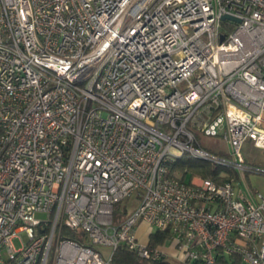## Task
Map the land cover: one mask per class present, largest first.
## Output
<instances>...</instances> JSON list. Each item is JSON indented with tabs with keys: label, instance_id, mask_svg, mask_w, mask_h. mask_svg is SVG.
Wrapping results in <instances>:
<instances>
[{
	"label": "built area",
	"instance_id": "built-area-1",
	"mask_svg": "<svg viewBox=\"0 0 264 264\" xmlns=\"http://www.w3.org/2000/svg\"><path fill=\"white\" fill-rule=\"evenodd\" d=\"M247 142L264 152V0H0V264L166 259L141 222L179 264H264ZM181 158L238 181L170 176Z\"/></svg>",
	"mask_w": 264,
	"mask_h": 264
},
{
	"label": "trees",
	"instance_id": "trees-1",
	"mask_svg": "<svg viewBox=\"0 0 264 264\" xmlns=\"http://www.w3.org/2000/svg\"><path fill=\"white\" fill-rule=\"evenodd\" d=\"M220 172H224L228 174L229 177L232 178L234 181H238L236 174L228 168H214L210 166L208 163L190 158H181L177 160L176 163L171 167L169 175L174 176L176 174H180V179L183 181V180H189L193 177L201 178V179H213ZM119 207H120L119 205H116L114 208L115 220H119L125 215V211L121 213L119 211ZM63 233L67 239L77 242L82 241L81 238L75 232L66 230ZM168 238H169L168 230H165L163 232L155 231L154 233L150 234L148 245L151 248L157 247ZM219 263L239 264V261L237 259L234 260L230 259L229 261L221 257L219 258ZM111 264H179V263L166 259H160L158 261H148V260L140 259L134 253L129 252L125 248L120 247L114 252L112 256ZM192 264H198V263H192Z\"/></svg>",
	"mask_w": 264,
	"mask_h": 264
},
{
	"label": "rangeland",
	"instance_id": "rangeland-1",
	"mask_svg": "<svg viewBox=\"0 0 264 264\" xmlns=\"http://www.w3.org/2000/svg\"><path fill=\"white\" fill-rule=\"evenodd\" d=\"M197 139H198L197 141L199 145L201 146V148L206 151H210L213 154L222 155V156H226L228 154L229 148H228L227 143L222 141V139L219 137L212 138V137H206V136L199 134ZM250 145L251 144L247 142L245 146L242 148V155L247 164H252L251 161L255 160L257 153H259L256 149H254ZM256 178H258V176H255L253 174H248L244 178L245 183L247 184L248 187L249 186L254 187L255 186L254 182L256 181ZM136 205L137 204L135 200L133 198H130L122 202L121 204H119L120 206L119 211L121 213L124 211L130 213L131 211L135 209ZM37 217L42 218L43 216H37ZM137 230H138L139 238L142 241H145L148 235L152 233V229L150 227L144 226L142 224L137 226ZM25 241H26L25 235L20 234L17 236V238H14L12 240V244L16 249H18L21 247V243ZM100 251L104 255H107L108 253V251L105 249H100Z\"/></svg>",
	"mask_w": 264,
	"mask_h": 264
},
{
	"label": "crops",
	"instance_id": "crops-1",
	"mask_svg": "<svg viewBox=\"0 0 264 264\" xmlns=\"http://www.w3.org/2000/svg\"><path fill=\"white\" fill-rule=\"evenodd\" d=\"M245 146V145H244ZM243 146V147H244ZM250 146H252V145H250ZM253 147V146H252ZM255 149V148H254ZM259 153H257V156L255 157V160H253V161H251V163L252 164H250V165H252V166H257V167H261V168H264V152L263 151H261V150H258V149H256ZM259 177H261V176H258V178H256V181L254 182V184H255V186L254 187H250L249 186V188L251 189V190H253V191H258V192H260V193H262V194H264V177H261V178H259ZM245 180V179H244ZM247 185V184H246ZM248 187V186H247ZM128 214V212H126L125 211V215H127ZM124 215V216H125ZM140 224H142V225H144V226H147L145 223H140ZM139 224V225H140ZM138 225V226H139ZM148 227V226H147ZM155 232V230H153L152 229V233H154ZM151 233V234H152ZM136 236H137V239L141 242V243H143V244H148L149 243V237H150V234L148 235V237H147V239L145 240V241H142L140 238H139V234H138V230L136 231ZM157 248L159 249V250H161L164 254H166V256H167V258H166V260H172V261H175V250L173 249V247L171 246V244H170V241H169V239H166L162 244H160V245H158L157 246ZM226 260H229L230 261V259H232V260H234V259H237L238 260V258H236V257H230V258H225ZM239 261V260H238ZM176 262V261H175ZM240 264V263H239Z\"/></svg>",
	"mask_w": 264,
	"mask_h": 264
},
{
	"label": "water",
	"instance_id": "water-1",
	"mask_svg": "<svg viewBox=\"0 0 264 264\" xmlns=\"http://www.w3.org/2000/svg\"><path fill=\"white\" fill-rule=\"evenodd\" d=\"M222 20H232V21H235V22H239V21H237V20H235V19H233V18H231V17H228V16H224V17L222 18Z\"/></svg>",
	"mask_w": 264,
	"mask_h": 264
}]
</instances>
